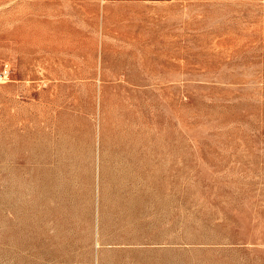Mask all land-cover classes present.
Returning <instances> with one entry per match:
<instances>
[{
    "label": "rangeland",
    "instance_id": "1",
    "mask_svg": "<svg viewBox=\"0 0 264 264\" xmlns=\"http://www.w3.org/2000/svg\"><path fill=\"white\" fill-rule=\"evenodd\" d=\"M0 264H264V0H0Z\"/></svg>",
    "mask_w": 264,
    "mask_h": 264
}]
</instances>
